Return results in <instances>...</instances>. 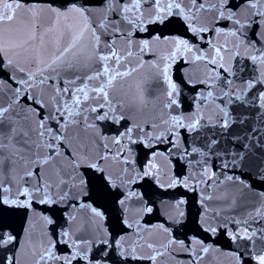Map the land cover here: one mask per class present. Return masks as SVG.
<instances>
[{
    "label": "water",
    "instance_id": "1",
    "mask_svg": "<svg viewBox=\"0 0 264 264\" xmlns=\"http://www.w3.org/2000/svg\"><path fill=\"white\" fill-rule=\"evenodd\" d=\"M73 2L89 7L92 19L99 22L105 15L100 9H106L115 0H24L26 5L51 4L62 11ZM215 2L208 0L209 4ZM229 3L240 4L242 0H229ZM2 4L3 0H0V7ZM200 15L209 31L195 35L187 30L184 21L178 17H171L163 24H148L147 31H137L127 22H121V33L115 36L102 35V40H114L116 49L125 57L119 66L110 61L109 67L130 73L117 77L113 87L108 89L109 99L115 98L114 103L121 106L127 119L115 124L111 120L93 121L96 113L86 112L83 115H87L89 122L96 123L99 132L108 137L103 143L108 144L110 156L120 149L119 145L111 143L112 139L125 131V126H139L134 130L133 138L142 143L128 144L126 139L122 141L130 148V152L122 153L130 163L122 165L109 160L104 165L105 174L111 173L117 185H120V180L116 176L121 168L127 169L125 180L131 177L134 183L105 189L96 179V173L91 176L92 185H96L95 191H91L90 185L89 194L83 199H68L51 204L34 202L31 207L0 203V231L10 232L18 242L0 248V264H5L6 257H15L19 264H35L41 247L46 246L48 240L55 239L54 233L63 231H71L72 240L77 243L81 239L89 241L88 245H81V250L87 252L89 260L78 256L71 264H237V255L240 256L239 264H259L257 257L264 255V108L260 107L257 97L264 92V75H261L264 73V64L253 62L251 57L260 54L257 49L264 51V37H259L260 42L256 43L258 37H254L251 30H246V36L237 39L227 35L232 30L231 22L214 21V12L211 11ZM29 16L20 10L14 21L0 24V43L6 41L13 44L28 40ZM81 23L77 14L69 13L53 24L51 14L43 12L39 14V32L45 37L43 45L40 41H34L26 47L45 48L44 58L50 60L57 47L66 46L70 39L69 33L78 30ZM217 28L222 29V33L214 30ZM128 32L133 33L130 37L131 45L124 35ZM154 34L187 39L194 46L193 51L178 56L174 62L164 59L171 50L170 45L156 43L141 52L138 45ZM249 41L255 47H249ZM216 47L221 49L220 56L215 53ZM129 51L131 56L127 55ZM14 52L18 55L9 53L14 62L26 71L35 70L30 66L28 53L23 48H16ZM196 56L204 58L197 60ZM213 59L216 60L215 64L211 63ZM92 63L93 69L101 68L99 63ZM165 64L170 65L168 79L177 86L175 99L178 103L172 107H166L169 103V87L168 79H165L162 72ZM88 74H92V71ZM10 75L19 79L22 74L8 69L5 62L4 70L0 71V81H4L0 105L4 107H7L10 99L8 87L20 86L15 80L8 79ZM102 82L103 78L94 80L90 82L89 88L99 87ZM249 83L252 84L250 88L247 87ZM34 91L38 99L45 101L52 96L47 86L43 90L36 88ZM208 92H212L211 97L207 95ZM89 96L84 108L104 102L102 98H95V92L90 91ZM64 101L71 103L67 97H64ZM29 105L39 107L22 93L19 104L6 115L15 120V114L19 112L24 115ZM52 110L49 104L39 115L33 114L30 121L18 120L15 127L18 131L35 128L40 118H47L48 112ZM172 116L186 117L183 121L185 125L194 122L193 117L196 116L200 125L196 130L175 128L169 132ZM77 119H82V116ZM224 120L229 121L227 128L222 126ZM55 126L54 120L46 119V127ZM90 133L91 130L87 133L84 131L83 125L69 129L70 135L79 134L85 141L89 139ZM149 135H163V140L153 139L149 145ZM29 138L36 140L35 132H30ZM78 143L74 141L67 147L62 146L60 151L65 155L56 158L69 174L72 169L66 153L75 154ZM89 147L94 153L95 146ZM17 148H23V145H17ZM193 148L197 151H192ZM100 151L107 150L101 148ZM47 153V148L40 150L41 156ZM153 153L163 155L154 158ZM5 155L8 153L5 152ZM150 160L157 166L155 177L143 176ZM52 168V165L48 166V171L51 172ZM23 176L24 168L20 164L15 165L11 173L7 171L6 165L0 180L3 181V187L11 191L3 195L23 201L25 197L17 196V190L22 191L24 187L35 184V179H21ZM228 176L234 177V180L229 181ZM185 177L189 178L188 187L181 183L167 187L172 178L182 180ZM160 184L165 187H160ZM130 191L139 193V196L127 200L121 206L118 201ZM83 203L102 212V217L93 216L89 207H80ZM176 204L180 205L182 216L163 214L165 205ZM145 205L152 207L153 211H142ZM157 208L161 209L160 214ZM42 216L49 217L53 223L46 225L40 219ZM86 220L91 227L87 231L77 232L76 229ZM124 220L133 223L134 227L129 228ZM136 223L139 227L135 226ZM159 225L168 231L164 232ZM210 227L216 231H209ZM245 231L248 235L255 233L252 240H233L229 235H243ZM122 236L126 237L123 247L116 243ZM101 239H106L108 244L101 243ZM169 240L174 243L168 244ZM146 242L152 243L156 251L163 253L154 262L146 258H135L155 255L152 249L145 246ZM201 245L209 247V252H202ZM133 247L135 254L131 251ZM52 251L56 256H69L73 251L71 241L67 245L61 242ZM49 264H64V261L51 260Z\"/></svg>",
    "mask_w": 264,
    "mask_h": 264
},
{
    "label": "snow or ice",
    "instance_id": "2",
    "mask_svg": "<svg viewBox=\"0 0 264 264\" xmlns=\"http://www.w3.org/2000/svg\"><path fill=\"white\" fill-rule=\"evenodd\" d=\"M145 5L147 7H145ZM235 9V10H233ZM20 10H24L30 14L28 19V33L29 39L22 43L9 44L8 42L0 43V71L4 70L5 62L8 69L13 70L16 73L22 74L19 79L14 75L8 77L9 80H15L19 87H8L10 93V99L7 107L0 105V176L4 175L5 166L7 165V171L11 173L15 165L20 164L24 168V176L21 179L28 178V180L35 179V184L31 187H24L23 190H17V196H24L25 199L20 201L18 199H9L4 196V192H10L9 188L3 187V181L0 180V203L17 205L20 207H31L34 202L39 204H51L58 201L62 202L68 199L76 200L78 198L88 196L90 191H95L96 185H92L91 176L98 173L96 179L102 188L108 189L111 187L126 186L129 183H134L131 177L125 180L127 174L126 168H121L120 173L116 178L120 180V185L116 184L111 173L105 174V163L109 160L122 165H128L130 161L126 155L122 153L130 152V148L122 143L123 140H127L128 144H135L138 141L133 138L134 130L138 129V125L132 127L125 126V131L118 134L113 138L111 143L119 145L120 149L115 155L110 156L108 154V144L103 143L108 137L99 132L97 124L89 122L88 116L83 115L86 112L96 113L93 116V121H106L111 120L115 124H119L121 121L126 120L122 108L119 104L114 103V99H109L108 89L113 87V82L117 77H123L129 75L128 71L120 72L118 68H110L109 62L114 61L119 66L125 57L121 56L119 51L115 47V41L102 40V35L115 36L121 33V22H127L132 25L137 31H147L148 24H163L169 21L171 17H178L185 23L187 30H190L194 35L197 33H204L209 31V28L202 23V12H214L213 20H226L231 22L232 30L227 33L237 39H241L246 36V30H251L254 37H258L256 43H259V37H264V0H242L240 4L230 5L229 0H216L215 3L209 4L208 0H115L114 3L109 4L108 7L101 8L100 10L105 13L103 18L96 22L92 19V12L89 7L85 5L73 2L70 7H66L63 11L51 4L46 6L40 5H26L24 0H3L2 7H0V24L5 22H12L16 19V13ZM48 12L51 14L53 24L61 17H67L69 13L77 14L81 18L82 23L78 30L69 33L70 39L66 46L57 47L56 51L52 54V58L47 60L44 58L45 48L29 49L26 45L31 44L34 41H40L43 45L44 34L39 32V14ZM111 13V15H109ZM217 33H222V29H214ZM132 32L124 33L128 44L131 45L132 41L130 37ZM162 43L171 46L169 54L164 57L166 61L174 62L178 56H182L186 52L193 51V45L189 43L187 39L169 37L163 34H154L148 39L142 40L138 45L141 52L148 50L153 44ZM249 47H255L252 41L248 42ZM16 48H23L28 53V61L30 66L34 67V71H26L24 67H20L18 63L14 62L9 53L17 54L14 50ZM259 55H253L251 59L253 62H259L264 64V51L257 49ZM221 49L215 48V53L220 56ZM128 56L132 53L127 52ZM203 56H196L195 59H203ZM223 59V57H220ZM93 61L99 63L101 68L93 69ZM211 63L215 64L216 60L213 59ZM169 64H165L162 72L165 79H168ZM223 67V65H220ZM102 69V70H101ZM92 71V74H88ZM135 71V69H132ZM264 75V73H261ZM103 82L99 87L89 88L90 82L94 80H101ZM51 82V83H50ZM79 82V83H78ZM47 86L52 91V96L48 101L38 99V94L34 91L36 88L41 90ZM169 91L167 95L169 97V103L166 107H172L177 105L175 96L177 95V86L168 79ZM247 87H252L249 83ZM95 92V98H102L103 103L97 106H90L84 108L83 105L90 99L89 93ZM4 93V81H0V95ZM24 94L26 98L32 101V104L38 105V108H33L31 105L24 110L25 114L17 112L16 119L8 116L9 112L13 111L19 104L21 94ZM31 93V94H29ZM209 97L212 96V92H208ZM225 95H228L225 93ZM64 97H67L71 103L64 101ZM240 99V97H237ZM257 99L260 101V107L264 108V92H262ZM49 104L52 105L53 110L49 111L47 118L41 117L35 128L29 130L18 131L15 124L18 120L25 122L30 121L31 116L39 115L40 111L47 109ZM102 109H107L102 111ZM223 111V110H221ZM227 116V112L224 113ZM78 116H82V119H77ZM46 119L54 120L55 127H46ZM187 119L184 116H172V124L169 127V132H172L175 128H187L189 130H196L200 125V120L196 116L193 117V121L190 124L185 125L183 121ZM167 124V121H164ZM83 125L84 131L87 133L91 130L90 137L87 141L81 139L79 134L70 135L69 129L79 127ZM222 126L227 128L229 121L224 120ZM30 132H35L36 140L29 138ZM19 137V139H18ZM161 141L163 135L151 136L147 138V143L150 145L152 140ZM74 141H78L77 151L75 154L72 152L66 153V157L71 164L72 172L67 173L63 166L57 161V157L65 155L61 153L60 148L71 145ZM67 142V144L65 143ZM17 145H23V148H17ZM89 145L95 146V152ZM47 148V155L41 156L40 150ZM103 148L107 151L101 152ZM192 151H197L193 148ZM5 152L8 155H5ZM171 149H169V153ZM157 155H163V153H153L155 158ZM242 160L243 157L241 156ZM52 165L51 172L48 171V166ZM157 168L153 161H149L146 170L143 172V176H156ZM80 170V171H78ZM140 174L137 173V177ZM188 177L182 180L172 178L167 187H173L177 183L183 184L188 187ZM229 181L234 180V177L228 176ZM160 187H165L164 184H160ZM57 193H59L57 195ZM139 193L135 191L128 192L127 196L120 199L118 203L123 206L127 200L133 197H138ZM38 198V199H37ZM218 198H226L218 197ZM204 199H212V197H205ZM180 203H183L181 201ZM70 207L72 205H69ZM80 207H89L91 213L95 217H102V212L96 208L91 207L87 203L79 205ZM179 204L165 205L163 214L171 216L174 213L182 216L183 213L179 211ZM142 211L151 213L152 207H145ZM157 213H161V209H156ZM35 214V210H34ZM259 214V213H258ZM207 216V209L205 210ZM46 225H51L53 221L47 217H40ZM75 220V217H72ZM124 223L129 228L134 227L133 223L128 220H124ZM139 227L138 223L135 224ZM91 227L89 221L82 222L76 229L77 232L87 231ZM164 232H167V228L163 225H159ZM211 232H215V228L208 229ZM145 231H151V229H145ZM55 239L48 240L46 246H42L36 259L35 264H49L51 260H63L64 264H71L78 256L83 260H89L86 251L81 250V245H88L89 241L81 239L79 243L72 240L73 233L71 231H63L62 233H54ZM233 240L248 239L252 240L255 233L248 235L245 231L243 235L240 233H229ZM67 238V239H64ZM126 237H120L116 243L123 247V242ZM143 239V237H141ZM71 241V247L73 251L69 256H56L52 249L56 245L63 242L67 245ZM13 243H18L16 236L7 231H0V248L7 247ZM101 243L108 244L106 239H101ZM174 241L169 240L168 244H172ZM196 243H200L197 241ZM148 249H152L155 255L148 257H139L137 259H148L155 261L157 256L163 255V253L155 250L152 243L145 245ZM167 248V245H165ZM202 252H209V247L201 245ZM132 253L135 254V247L132 248ZM106 255V253H105ZM259 264H264V255L257 257ZM237 264L240 262V256H236ZM5 264H19L15 260V257L5 258Z\"/></svg>",
    "mask_w": 264,
    "mask_h": 264
}]
</instances>
